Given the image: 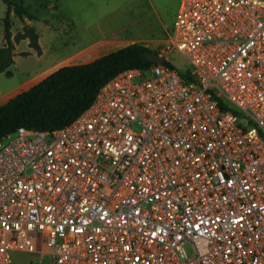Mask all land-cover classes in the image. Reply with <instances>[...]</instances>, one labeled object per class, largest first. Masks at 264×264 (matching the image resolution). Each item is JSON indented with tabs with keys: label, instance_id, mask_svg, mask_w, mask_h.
Listing matches in <instances>:
<instances>
[{
	"label": "built area",
	"instance_id": "obj_1",
	"mask_svg": "<svg viewBox=\"0 0 264 264\" xmlns=\"http://www.w3.org/2000/svg\"><path fill=\"white\" fill-rule=\"evenodd\" d=\"M156 52L0 139V264H264V0H179Z\"/></svg>",
	"mask_w": 264,
	"mask_h": 264
},
{
	"label": "trees",
	"instance_id": "obj_2",
	"mask_svg": "<svg viewBox=\"0 0 264 264\" xmlns=\"http://www.w3.org/2000/svg\"><path fill=\"white\" fill-rule=\"evenodd\" d=\"M6 12L1 19L4 45L0 47V74L10 76L15 44L29 40V46L40 51L34 27L25 25L12 37L10 13L19 19L36 20L35 14L21 0H2ZM157 53L144 43H130L88 63L60 66L27 90L0 104V139L19 127L31 130H53L75 119L93 101L99 88L127 68L148 70L152 63L142 52Z\"/></svg>",
	"mask_w": 264,
	"mask_h": 264
},
{
	"label": "rangeland",
	"instance_id": "obj_3",
	"mask_svg": "<svg viewBox=\"0 0 264 264\" xmlns=\"http://www.w3.org/2000/svg\"><path fill=\"white\" fill-rule=\"evenodd\" d=\"M27 9L37 17L32 21L34 26L42 37V46L48 56L56 55L66 62L82 64L87 60H93L101 53H84L80 56L68 58L75 52L85 47L92 37V32L99 31L106 24L105 15L114 11L111 18L119 20V14L122 13L124 20L132 24V27L139 30L143 37L149 38L150 35L158 31L160 23L154 12V5L157 2L163 7L164 15L162 22L167 20L171 24L177 11L178 0H21ZM93 4L90 8L89 4ZM54 6V7H53ZM6 12V5L0 0V46L3 37V24L1 19ZM11 29L14 33L21 32L22 23L16 17H12ZM152 50L162 44H154L149 40L144 43ZM123 46L118 44L113 49ZM161 46V45H160ZM20 49L26 48L25 41H19ZM112 49V50H113ZM21 59L10 67L11 75L0 74V104L11 98V93L17 91L18 85L28 80L34 75L37 67L35 60L31 56L21 55ZM171 58L173 67L180 71L188 67L187 61L177 52L168 55ZM65 65V64H64ZM146 76H149L147 73ZM32 83L29 81L27 85ZM31 87V86H30ZM16 264H38L35 255L15 251L12 253Z\"/></svg>",
	"mask_w": 264,
	"mask_h": 264
},
{
	"label": "crops",
	"instance_id": "obj_4",
	"mask_svg": "<svg viewBox=\"0 0 264 264\" xmlns=\"http://www.w3.org/2000/svg\"><path fill=\"white\" fill-rule=\"evenodd\" d=\"M78 1H80V0H78ZM178 4H179V0H178ZM92 5L93 4H89L90 8L92 7ZM153 10H154V12L158 18L157 20L160 23V27H159L158 31L155 32L154 34L150 35L149 38L143 37L139 30L134 29L132 27L131 23L126 22L124 20V16L122 13L119 14V20L118 19L115 20L114 18H111V14L113 16L115 14L114 11H112L111 13H109V14L107 13L105 15L106 24H105L104 28H102V29L99 28V31H97V32L91 31L90 35L92 37H90L91 40L89 41V43L85 47H83L82 49L75 52L72 56H70L68 58V60L72 59L73 57L80 56L84 53L91 54L92 52L94 54L101 53V54H99V56H96V58H98L104 54H107L111 51H114L113 48L116 47V45H118V44H123V46H124V45L130 44V43H147L148 40L151 43H154L155 45L159 44L161 42L163 44L166 40L167 33H168L169 29L171 28V25H172L174 18L172 19L171 24H168L167 20L165 22L164 21L162 22V15H164L163 13L165 11H164L163 7L158 2L156 5H154ZM12 17H15V16L13 13H10L11 20H12ZM19 20H21V19H19ZM32 21L33 20L23 18L21 20L22 24L19 27L21 28L25 25L32 26ZM32 27H34V26H32ZM34 29L36 30V32L38 34L37 43L39 45L40 51L37 52L34 48L29 46V40L28 39H22L20 41H25L26 48L20 49L18 47L19 42L15 44V48L13 51L14 52L13 64H14V66H16V63L22 58L21 55H26V56H31L34 58L35 63L37 64V67L34 71V75L31 78H29L28 80L21 82V84H19L17 86L18 87L17 91L16 92L13 91L11 93L12 94L11 97L17 95L18 93H20L22 91L27 90L30 86L38 83L39 81L44 79L47 75H49L51 72H53L54 70H56L60 66H63L64 64L65 65L77 64V63L66 62V60L64 61V59L59 60L60 58L56 55H51L50 57H47L48 54L44 50V47L42 46V41H41L42 37L35 27H34ZM11 32H12V37H13L16 33H14V31L12 29H11ZM162 44H160V45H162ZM3 45H4V39L2 37L1 46H3ZM160 45L156 49H158L160 47ZM96 58H94V59H96ZM90 61H92V60H87L84 63H88ZM84 63H82V64H84ZM29 81H32V83H30L29 85L26 86V84Z\"/></svg>",
	"mask_w": 264,
	"mask_h": 264
},
{
	"label": "water",
	"instance_id": "obj_5",
	"mask_svg": "<svg viewBox=\"0 0 264 264\" xmlns=\"http://www.w3.org/2000/svg\"><path fill=\"white\" fill-rule=\"evenodd\" d=\"M141 57L148 60L154 65L159 64L163 61V58L161 56L149 51L142 52Z\"/></svg>",
	"mask_w": 264,
	"mask_h": 264
}]
</instances>
